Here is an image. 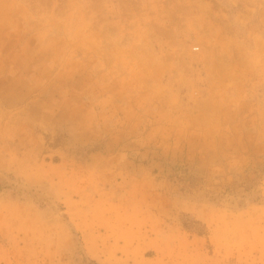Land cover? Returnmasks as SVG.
Listing matches in <instances>:
<instances>
[{
    "label": "rangeland",
    "instance_id": "374dc122",
    "mask_svg": "<svg viewBox=\"0 0 264 264\" xmlns=\"http://www.w3.org/2000/svg\"><path fill=\"white\" fill-rule=\"evenodd\" d=\"M0 264H264V0H0Z\"/></svg>",
    "mask_w": 264,
    "mask_h": 264
}]
</instances>
